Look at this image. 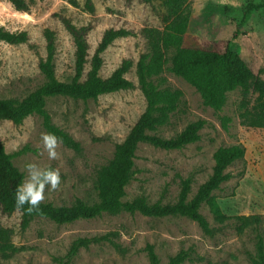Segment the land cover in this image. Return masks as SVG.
Returning <instances> with one entry per match:
<instances>
[{"label":"rangeland","instance_id":"rangeland-1","mask_svg":"<svg viewBox=\"0 0 264 264\" xmlns=\"http://www.w3.org/2000/svg\"><path fill=\"white\" fill-rule=\"evenodd\" d=\"M94 12L85 8L87 0H35L30 10L18 11L12 3L0 0V27L12 32L27 31L29 41L11 44L0 41V98L22 100L46 82L39 62L46 57L45 31L56 34L55 70L59 80L69 82L75 73V45L60 16L68 17L77 26L92 25L88 34L91 60L108 28H125L135 35L116 39L103 53L102 77H108L125 59L133 66L127 77L136 85L130 90L108 93L97 99H74L66 96L47 98L46 109L53 122L81 144V151L60 144L59 159L49 160L43 149L41 133H48L43 119L33 114L21 124L0 120V140L8 153L26 148L15 156L14 164L25 174L27 164L59 169L61 184L57 191L46 188L44 202L70 206L77 199L89 204L98 200L95 189L97 169L112 157L117 143L122 142L146 107L138 88L136 65L140 54L148 51L147 40L140 34L145 27L163 28L165 7L156 1L91 0ZM260 0H190L191 17L188 33L202 40H231L232 49L242 55L264 80V9L254 5ZM238 40H232L235 32ZM90 68L86 66L85 73ZM161 87L183 92L178 109L158 134L169 138L181 132L190 122L205 120L201 139L180 149L166 150L140 143L136 151V174L126 186L124 200L145 196L150 203H174L181 190L182 178L191 177L190 197L213 171L214 152L219 146L242 144L245 158L229 168L233 177L213 194L222 210L230 216L259 215L262 223L243 232L238 222L215 221L207 205L202 214L216 229L213 236L203 232L199 224L185 216L151 217L139 212L104 213L93 219H79L58 224L45 217H36L28 228L20 226L21 213L11 216L0 213V222L12 232L17 251L0 253L5 264H57L55 256L67 253L79 237L117 231L118 242L125 253L104 242L81 249L72 264H149L146 243L155 245L161 263L181 249L193 248L201 261L183 264H250L255 253L256 235L264 236V128L240 124L238 103L240 89L227 94L221 111L207 106L194 86L169 70L154 78ZM222 117L231 118L227 127Z\"/></svg>","mask_w":264,"mask_h":264},{"label":"trees","instance_id":"trees-1","mask_svg":"<svg viewBox=\"0 0 264 264\" xmlns=\"http://www.w3.org/2000/svg\"><path fill=\"white\" fill-rule=\"evenodd\" d=\"M21 12L30 10L35 0H6ZM153 4L159 1L166 9L163 15V28L145 27L140 34L147 40L148 51L140 54L136 65L138 88L140 89L146 107L135 121L126 138L116 144L113 157L97 169L95 189L98 200L89 204L77 199L70 206H57L52 202H43L40 211L31 215L17 210L14 193L25 179V174L14 164L15 156L21 155L27 149L8 153L4 142L0 140V213L11 216L21 213L20 226L29 227L36 217H45L58 224L72 223L79 219H93L104 213L119 214L121 212H139L151 217L185 216L199 224L203 232L213 236L216 229L202 214L201 208L207 205L216 222L224 224L229 220L238 222L236 228L243 232L251 225L262 223L259 215H227L213 194L233 177L229 168L243 160L246 148L242 144L219 146L214 152L213 171L203 182L193 197H190L192 179L182 178L181 190L174 203H150L145 196L133 200H124L126 186L136 174V151L140 143H148L154 147L166 150L180 149L188 144L199 141L201 130L206 122L198 119L190 122L181 132L166 138L158 134L161 127L169 123L171 114L180 104L183 92L180 89L161 87L154 78L169 70L182 77L194 86L207 106L221 111L226 103L227 94L237 89L242 96L238 103V118L240 124L253 128H264V80L249 65L246 59L232 49L231 40H202L188 33L190 22V0H142ZM264 9V0L254 5ZM85 8L94 12V5L87 0ZM66 30L71 35L75 45V73L71 81H61L56 76L55 54L56 34L52 30L45 31L46 57L39 62V69L46 82L22 100L16 98H0V120H9L21 124L30 115L38 114L48 133L55 134L62 144L81 151V144L71 134L57 126L46 109L47 98L66 96L74 99H97L99 96L130 90L136 85L127 77L133 62L125 59L108 77H102L103 53L118 38L135 35L125 28H108L103 33L91 60L89 55L88 34L91 24L77 26L68 17L60 16ZM238 31L232 40H238ZM0 41L11 44L27 43V31L12 32L0 27ZM90 68L85 73L86 66ZM231 118L222 117V124L227 127ZM27 208V205L24 206ZM119 233L110 231L102 235L79 237L73 241L66 254L55 256L57 264H72L81 249H88L93 244L107 242L116 250L125 253L126 249L118 242ZM143 250L146 252L149 264H162L155 245L148 242ZM17 251L12 232L0 222V253L10 255ZM193 248L181 249L172 255L166 264H183L186 261H201ZM250 264H264V236L256 235L255 253L250 256ZM0 264H5L0 261Z\"/></svg>","mask_w":264,"mask_h":264},{"label":"clouds","instance_id":"clouds-1","mask_svg":"<svg viewBox=\"0 0 264 264\" xmlns=\"http://www.w3.org/2000/svg\"><path fill=\"white\" fill-rule=\"evenodd\" d=\"M41 142L49 160L59 159L57 148L62 141L53 133H41ZM27 177L19 184L14 193V202L17 210L31 215L40 211V205L45 200L46 188L57 191L61 184L60 170L41 168L34 163L25 167ZM27 205V208L24 206Z\"/></svg>","mask_w":264,"mask_h":264}]
</instances>
